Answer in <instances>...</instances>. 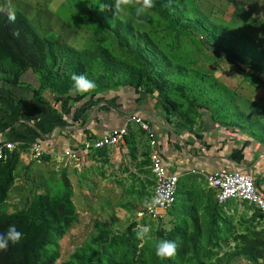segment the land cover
Returning a JSON list of instances; mask_svg holds the SVG:
<instances>
[{"label": "rangeland", "instance_id": "374dc122", "mask_svg": "<svg viewBox=\"0 0 264 264\" xmlns=\"http://www.w3.org/2000/svg\"><path fill=\"white\" fill-rule=\"evenodd\" d=\"M194 1L215 21L228 24L226 38L237 33L233 46L239 55L260 64L264 72V0ZM2 8L22 12L43 37L54 33L78 49L94 50L95 45L108 48L122 69L135 63L97 17L88 16L92 10L89 0H0ZM122 16L123 21L150 34L165 49L161 51L172 60L173 77L175 69L180 68L181 75L170 93L186 113L192 108V99L203 102L205 107L191 111L192 118L207 112L227 117L233 124L246 123L242 114L248 117L250 106L264 109L263 72L237 67L223 51L202 43L200 33L172 28L153 9L137 18L134 9L128 8ZM94 25H99L97 30L88 27ZM2 64L1 69H11L8 61ZM13 70L10 78L14 77ZM13 80L18 82L21 77ZM39 87L36 91L41 92ZM123 87L137 88H119ZM155 91L146 92L159 104V91ZM144 140L139 134L136 145L94 151L84 164L64 156L50 164L46 159L44 164L35 162L37 167L33 169L19 168L18 163L8 169L0 163V216L5 223L0 233L6 234L10 226L23 233L19 244L10 243L7 250L0 251V264L17 259L22 264H264L259 246L262 223L258 221L264 216L250 214L247 205L240 208L233 200L226 209L219 207L215 191L206 186L204 178L190 176L181 183L176 204L181 212L172 209L160 221L135 217L153 190ZM141 225L150 228V239L136 238L135 230ZM164 239L178 242L173 259L155 256V244ZM252 243L259 248L253 246L250 257L245 247Z\"/></svg>", "mask_w": 264, "mask_h": 264}, {"label": "crops", "instance_id": "0c3cea01", "mask_svg": "<svg viewBox=\"0 0 264 264\" xmlns=\"http://www.w3.org/2000/svg\"><path fill=\"white\" fill-rule=\"evenodd\" d=\"M25 75L18 82L0 80V137L18 144L20 150L14 152L19 168L33 169L40 164L34 159L35 141L42 142L46 149L43 160L50 164L63 158L66 147L121 127L141 112L158 130L161 152L171 169L180 173L181 183L190 176L205 179L201 171L241 169L254 176L264 193V109L250 106L246 111L263 128L256 122L253 126L225 123L207 112L192 122L177 115L169 120L162 104L154 103L145 90L123 87L84 95L39 92L33 72L28 70ZM139 134L150 152L148 134L137 125H129L128 141L122 144H135Z\"/></svg>", "mask_w": 264, "mask_h": 264}, {"label": "trees", "instance_id": "16d2710c", "mask_svg": "<svg viewBox=\"0 0 264 264\" xmlns=\"http://www.w3.org/2000/svg\"><path fill=\"white\" fill-rule=\"evenodd\" d=\"M89 3L92 10L88 16L91 18L93 16L97 17L98 21L101 22V27L112 34L119 45L123 47L122 51L132 55L135 60L134 65L129 66L126 64V67L122 69L117 57L108 48H103L100 45H95L94 50L78 49L69 45L54 33L43 37L35 30L27 16L22 12L10 11L16 17L15 22H10L8 20V10L2 8L0 9V65L2 62L8 61L11 69L3 70L0 67V80L11 81L13 78L22 77L27 70H31L39 82L40 91L53 88L57 93H68L73 83L71 80L73 74L86 75L88 79L95 82L96 90L131 85L137 88L142 86L149 94H154L157 89L160 103L169 120L172 116L177 115L192 122L191 111H196L195 108L205 106L203 102L194 98L190 101L192 107L190 112L187 111L186 113L181 102L171 96L170 90L180 77L181 70L177 67L178 69H175L176 76H172L170 73L172 60L166 53L161 51L165 49L158 45L150 34L142 32L140 28L137 29L130 21L115 18L112 11H100L99 6L105 3V0H89ZM152 9L167 20L172 28H180L181 31H187L190 34L200 33L199 40L202 43L216 48L218 52L223 51L224 57L237 67L247 69L251 73L263 72L260 64L239 55L238 49L233 46L234 42L237 41V33L234 32V36L226 38L227 33H230L228 24L223 21H215L211 14L194 0H154ZM88 27L97 30L99 25ZM246 41L248 44L251 43L249 40ZM15 67L16 71L13 70ZM11 70L15 71L13 78H10ZM4 71L10 72L6 74ZM242 115L247 118L246 123H252L251 126H253V123L256 122L263 128V124L249 119L244 113ZM215 118L225 123H235L228 121L229 118L227 117L222 119L215 116ZM126 139L128 141L127 137ZM147 157L149 165V155ZM18 159V153L12 152L5 161L0 160V163H5L8 169H12L17 164ZM149 174L151 178L150 169ZM153 184L154 181L151 179V187ZM181 190L182 185H180L179 193ZM145 200H148V197ZM176 204L172 209L176 208L180 211ZM215 204L222 208L216 198ZM255 213L260 214L258 211ZM260 216L262 215L260 214ZM132 224L135 225L136 222L132 221ZM2 225L5 226V223L0 216V228H2ZM259 233L263 236L259 246L264 252V228H261ZM253 246L256 249L259 248L254 243L245 247L246 254L250 257H252L250 250L254 248ZM10 264H22V262L17 259L10 262Z\"/></svg>", "mask_w": 264, "mask_h": 264}, {"label": "built area", "instance_id": "2783aa9c", "mask_svg": "<svg viewBox=\"0 0 264 264\" xmlns=\"http://www.w3.org/2000/svg\"><path fill=\"white\" fill-rule=\"evenodd\" d=\"M137 125L140 129L148 134L150 152L148 165L151 170L152 193L148 200H151L157 190H164L169 194L171 203L157 205L154 207H146L145 202L136 210V218L139 220L160 221L164 219L169 211L178 201V193L180 188V173L171 169V164L166 160L160 148V140L158 139V130L152 126L151 122L142 114L137 112L133 114L128 123L121 127H114L106 130L97 137L84 140L82 143H76L66 147L62 154L77 164H84L89 160L94 151H100L105 148L119 146L126 141L129 133V125ZM34 159L37 163H43L46 149L42 142L35 141L32 144ZM20 150L18 144L13 141L5 140L0 137V160H6L10 153ZM196 171L193 169V172ZM201 173L205 176V184L208 188L215 191V198L219 205L227 208L230 201L239 204V207L248 206L250 214L256 211L264 215V193L258 188L254 176L244 170H222L214 169L210 172ZM264 228V219H258Z\"/></svg>", "mask_w": 264, "mask_h": 264}, {"label": "clouds", "instance_id": "9594fccd", "mask_svg": "<svg viewBox=\"0 0 264 264\" xmlns=\"http://www.w3.org/2000/svg\"><path fill=\"white\" fill-rule=\"evenodd\" d=\"M100 11H112L114 17L119 16L123 19L122 14L128 9H134V15L137 18L143 17L154 7V0H107V2L100 4ZM15 14L9 12L8 20L15 22ZM72 86L69 89L70 94L84 95L92 92L96 88L94 81L87 78L86 75L73 74L71 76ZM171 203L169 194L164 190H157L156 194L152 196L151 200H145L146 207H154ZM150 228L148 226H138L135 230L136 238L140 241L150 239ZM23 233L18 231L15 226H10L7 233H0V251L7 250L9 244L17 245L20 243ZM178 242L173 240H160L155 244V256L160 260L173 259L177 254Z\"/></svg>", "mask_w": 264, "mask_h": 264}]
</instances>
